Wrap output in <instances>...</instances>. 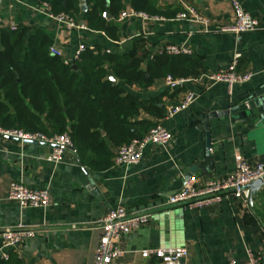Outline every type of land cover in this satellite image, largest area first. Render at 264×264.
<instances>
[{"label":"crops","instance_id":"obj_1","mask_svg":"<svg viewBox=\"0 0 264 264\" xmlns=\"http://www.w3.org/2000/svg\"><path fill=\"white\" fill-rule=\"evenodd\" d=\"M239 1L259 22L256 32H219L233 20L228 0H154L156 14L150 16L164 20L149 23L133 18L116 21L121 12L131 9L129 0H123L125 8L113 20L118 38L114 41L104 32L89 29L82 11L72 19L83 29H66L38 11L42 0H0V29H39L68 59L81 44L93 48L89 51L94 53L101 50L123 55L134 50L136 58L144 57L140 68L146 69L154 57L160 56L161 48L175 45L191 51L190 55H180L195 61L191 77L228 70L234 63L237 74H253L250 82L235 86L231 94L223 84H188L171 90L165 86V78L154 81L146 91L135 85H121L142 100L161 97L163 118L140 111L136 120L161 125L172 135L166 150L148 145L139 163L127 168L112 164L103 171L92 170L71 151L53 164L48 161L53 148L0 135V229L21 224L38 231L34 239L6 251L16 264H92L100 236L92 224L119 206L128 213L149 214L150 218L120 242L123 255L112 264H161L153 258L142 259L140 252L178 247L188 251L182 264H246V250L253 251L264 264V224L255 215L264 207V186L254 193L251 203L228 199L199 211L166 204L168 197L183 187L184 173L205 157V118L213 168L206 175L198 172L191 183L232 173L236 157L249 164L264 162V115L244 121L223 115L240 104L246 93L264 84V0ZM186 7L209 24L177 20ZM187 92L195 95V101L186 110L167 117L168 109L178 105ZM117 149L111 148L113 157ZM10 182L32 189L49 187V206L21 209L5 200ZM73 225L77 228L72 229Z\"/></svg>","mask_w":264,"mask_h":264},{"label":"trees","instance_id":"obj_2","mask_svg":"<svg viewBox=\"0 0 264 264\" xmlns=\"http://www.w3.org/2000/svg\"><path fill=\"white\" fill-rule=\"evenodd\" d=\"M55 14L79 16L80 0H42ZM90 7L83 21L93 31H101L117 41L114 19L125 8L123 0H85ZM154 0H129V7L148 15L156 14ZM107 11L110 20L101 17ZM52 42L41 30L18 27L0 29V129L67 134L82 164L96 171L112 165L111 148H120L142 138L154 124L136 120L142 111L161 119L165 113L161 97L142 100L121 85H135L146 91L156 80L168 76L189 78L195 61L184 56H156L146 69L135 51L113 54L86 51L76 68L66 66L49 54ZM112 75L118 83L109 80ZM264 224L262 212H255ZM9 256L0 264H16Z\"/></svg>","mask_w":264,"mask_h":264},{"label":"built area","instance_id":"obj_3","mask_svg":"<svg viewBox=\"0 0 264 264\" xmlns=\"http://www.w3.org/2000/svg\"><path fill=\"white\" fill-rule=\"evenodd\" d=\"M18 2L19 0H13ZM232 13L233 20L228 26L221 27L219 32L233 35L256 32L260 29L259 22L247 13L239 0H228ZM38 11L45 14L48 18L57 21L66 29H83L75 24L74 20L65 13L55 14L49 3L42 2ZM101 17L108 19L107 12H102ZM133 18L140 19L144 22H158L164 19L155 16H150L143 12L134 10H126L119 14L116 21L120 22L124 19ZM177 20H186L192 23L207 26L209 21L198 15L192 8L186 7L184 12L176 16ZM12 31L16 28L12 27ZM93 48L87 47L84 44L78 46L72 59H68L61 50L55 45L48 48L51 56L58 58L61 63L66 66H72L80 61L81 55ZM191 51L184 46L168 45L158 51V55L180 56L190 55ZM235 63L228 69L215 73H204L198 77L189 78H172L170 76L164 79V84L167 88L175 90L185 85L203 84L217 85L223 84L226 86L229 94L237 85L248 83L253 78L252 73L237 74L234 71ZM195 101V95L192 92H187L183 100L176 106L170 107L167 111V117H173L177 113L186 110ZM0 135L10 138H16L20 141L39 142L49 145H54L48 161L53 164H58L65 152L71 151L75 154L72 141L67 134H56L46 136L40 133H26L20 130H2ZM172 140L171 133L161 125H156L151 128L142 138L134 139L130 143L121 146L117 149L112 164L115 167H131L137 165L142 158V152L148 145L166 150ZM264 180V162L259 161L254 164H249L244 158L236 157L235 168L232 173L216 179L205 180L202 182L190 181L176 193L169 196L167 205H179L187 211H199L213 205H218L224 200L236 199L247 203L249 198L248 186L253 182ZM264 186V181H263ZM5 200L16 203L21 209L34 208L46 209L50 202L49 187L37 189L28 188L20 182H10L8 185ZM149 214L128 213L124 208L117 207L109 211L105 215L99 217L93 224L100 232L97 246L94 250L92 264H112L118 260L123 251L120 248V242L134 231L145 226L149 221ZM84 227V226H83ZM72 229L77 227L73 225ZM38 234L36 229L17 225L15 227H6L0 229V261H8L9 254L7 250L17 249L24 243L34 239ZM142 259L153 258L161 264H182L188 256V251L184 247L178 248H149L140 252ZM231 264H234L233 262ZM246 264H261L259 256L251 250H246Z\"/></svg>","mask_w":264,"mask_h":264},{"label":"water","instance_id":"obj_4","mask_svg":"<svg viewBox=\"0 0 264 264\" xmlns=\"http://www.w3.org/2000/svg\"><path fill=\"white\" fill-rule=\"evenodd\" d=\"M80 9L82 12H86L88 10L85 0H80ZM72 68L75 69L76 65H72ZM109 80L113 84H116V80L113 79L112 77H110ZM223 115L229 117L237 116L243 121L246 118L264 115V84L259 85L257 88L253 89L252 92L246 93L241 98L240 104L230 108L228 111L223 113ZM204 122H205L204 136H205V150H206L205 157L203 161H196L195 163H193V165H191L189 169L184 173L181 179L183 186L186 184V182L190 181L198 172L201 175H206L213 168V159L211 154L212 145H211L209 126H208V118H205ZM1 137L10 138L6 136H1ZM17 141L27 144H35V145L49 146L51 148H55L54 145H49L45 143L20 141L19 139H17ZM263 181H264L263 179H259L248 186L249 189L248 203H251L254 193L258 192L263 187Z\"/></svg>","mask_w":264,"mask_h":264}]
</instances>
